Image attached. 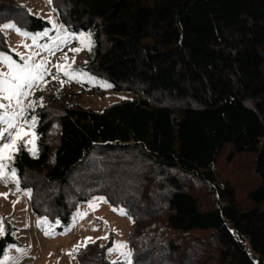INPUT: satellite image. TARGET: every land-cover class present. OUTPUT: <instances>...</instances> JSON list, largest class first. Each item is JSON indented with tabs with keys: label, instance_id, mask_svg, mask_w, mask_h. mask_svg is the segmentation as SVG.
I'll return each instance as SVG.
<instances>
[{
	"label": "trees",
	"instance_id": "1",
	"mask_svg": "<svg viewBox=\"0 0 264 264\" xmlns=\"http://www.w3.org/2000/svg\"><path fill=\"white\" fill-rule=\"evenodd\" d=\"M51 5L67 30L91 34V55L75 69L133 97L98 110L60 91L27 109L38 153L22 147L10 168L33 214L67 225L102 194L133 218L132 264H264V0ZM10 21L51 26L0 0V26ZM0 51L12 52L5 31ZM225 153L250 158L244 199L219 172ZM13 229L0 237V258L19 243ZM112 244L89 242L77 257L112 264Z\"/></svg>",
	"mask_w": 264,
	"mask_h": 264
},
{
	"label": "rangeland",
	"instance_id": "2",
	"mask_svg": "<svg viewBox=\"0 0 264 264\" xmlns=\"http://www.w3.org/2000/svg\"><path fill=\"white\" fill-rule=\"evenodd\" d=\"M18 1L24 4L31 13L51 23V26L45 30L30 32L20 28L13 21L7 22L14 24L21 33H28L27 36L18 34L13 29L4 30L9 37V45L12 52H0L10 55L18 63H22L21 56L18 55L19 58H17L14 53H20L27 57L32 52H38L39 54L35 57L36 63L45 59L48 61L46 67L49 70V74L45 76L44 81L39 82L37 86L31 89L32 94L25 100L26 104L35 101L45 103L51 94L63 91L71 102L101 110L114 102L133 97L132 93L118 92L110 87H105L107 84L94 75L75 69V65L84 64L91 55L92 42L90 50L88 47H83L78 53H73L70 49L81 47L79 40L69 38L67 43L60 44V40L57 39L58 37L63 38L66 33L71 37L79 36L81 33L89 34L88 32H71L67 30L59 14L47 0ZM54 25H62L63 28L60 29L59 27H54ZM45 32H47V35H42ZM33 36L36 37L35 41L32 39ZM24 45H29L30 47L26 48ZM44 45H48L54 51H46L42 47ZM56 45H60V47L57 49ZM65 54L69 63H71L73 56L75 57V62L71 64V70L77 74L78 79L69 81L61 72L59 79L67 81L61 87L59 81L53 79V76L57 74L55 65L64 63L63 57ZM0 71H7V68L0 64ZM32 117L35 116L30 117L27 111L25 112L24 118L30 120ZM35 126L30 131L34 132L36 137ZM25 139H30V137ZM26 147L30 148L31 145ZM35 148L36 153H38L37 138L35 139ZM249 161L248 155H238L230 161L228 153L223 154L219 159V172L223 176H230L237 183L240 199L245 198V191L250 187L251 180L254 178L253 174L248 170ZM16 189L17 185L14 182L5 183L4 180H0V193L9 194L7 198L0 196V218L3 221L4 233L6 234L8 227L12 226L14 228L13 233L19 241V243L11 244L7 248L5 255L11 258L7 264H81L77 257L79 251L73 252V249L76 245L83 243L87 237H91L94 241L99 240L102 243H107L113 239V244L110 248H115L117 244H124L126 245L124 251L132 254L129 234L133 218L129 214L121 215L119 211L114 210L123 209L126 212L125 207L113 205L104 195L96 194L80 204L74 211L71 222L67 225H62L60 221H52L48 217L34 215L29 195L25 194L26 191L20 184V190L17 191ZM99 197H103L106 203L98 202V207L95 210H90L89 203ZM85 212L87 215L82 219L75 218L77 213ZM41 219H45L47 223L38 226L37 222ZM49 228L54 235H45V229ZM101 237H107V239H101ZM69 252H72L73 255H68ZM5 255L0 260H3ZM108 259L111 261H124L121 254L115 251L111 254L108 253Z\"/></svg>",
	"mask_w": 264,
	"mask_h": 264
},
{
	"label": "snow or ice",
	"instance_id": "3",
	"mask_svg": "<svg viewBox=\"0 0 264 264\" xmlns=\"http://www.w3.org/2000/svg\"><path fill=\"white\" fill-rule=\"evenodd\" d=\"M49 4L52 3V0H47ZM60 29L63 26H56ZM8 29H13L17 31L18 34L27 36L28 33H21L14 24L5 23L0 26V32ZM42 35H47V32ZM71 39H77L80 41V48H72L70 51L73 53H78L83 49V47L91 48V34L81 33L79 36H69L65 34L63 38H57L60 40V44H65ZM35 41L36 37H32ZM55 43V41H54ZM24 47H30L29 45H24ZM46 51L53 52L54 49L48 45L42 46ZM60 45H56L58 49ZM38 52H32L27 57H24L22 54L17 53L21 56L22 63H18L10 55L0 52V64L4 65L7 68V71H0V180H4L5 183L11 181L17 185V191H19V181L16 176V170L10 168V162L14 159L15 154L21 150L22 147L31 145L28 150L36 155L35 148V133L31 132L30 129L34 128L36 119L32 117L30 120L24 118L25 112L27 109L34 108L35 103L29 102L25 103V100L32 94L31 89L34 86H37L39 82L44 81L46 75L49 74V70L46 67L48 61L42 60L39 63L35 62V57L38 55ZM64 63L55 65L57 74L53 76V79H56L61 84V87L67 82L65 80L59 79V74L63 72V75L68 78V80L78 79L77 74L71 70V64L75 62V57L73 56L71 63L68 62V57L65 54L63 57ZM105 87H110V85H105ZM30 137V139H25ZM26 195L30 196V192H26ZM8 193H0V196L7 198ZM18 202V201H17ZM98 202H105L103 197H99L96 200L89 203V209L95 210L98 207ZM16 203V202H14ZM120 212L121 215H127L123 209H114ZM87 213H77L76 219H82L86 216ZM45 219L38 220V226L46 224ZM4 228L3 221L0 218V236H3ZM46 236H52L54 233L52 230L45 229ZM101 239H107V237H101ZM89 242L95 243L91 237H87L85 241L81 244H78L74 247L73 252L79 251L80 248L87 247ZM126 245L117 244L115 248H109L108 253L111 254L113 251L119 252L124 258V264H132L131 253L124 251ZM68 255H73L72 252H69ZM11 259L9 256L5 255L3 260H0V264H7L8 260ZM112 264H117L116 261H113Z\"/></svg>",
	"mask_w": 264,
	"mask_h": 264
}]
</instances>
